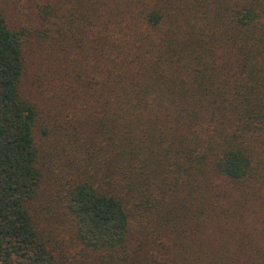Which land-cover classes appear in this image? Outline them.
<instances>
[{
    "label": "trees",
    "instance_id": "obj_1",
    "mask_svg": "<svg viewBox=\"0 0 264 264\" xmlns=\"http://www.w3.org/2000/svg\"><path fill=\"white\" fill-rule=\"evenodd\" d=\"M34 1L0 11V264H264V0Z\"/></svg>",
    "mask_w": 264,
    "mask_h": 264
},
{
    "label": "rangeland",
    "instance_id": "obj_2",
    "mask_svg": "<svg viewBox=\"0 0 264 264\" xmlns=\"http://www.w3.org/2000/svg\"><path fill=\"white\" fill-rule=\"evenodd\" d=\"M35 1L34 0H0V11L5 17L8 26L11 29H19L21 27L28 28L33 25ZM36 74V67L28 60L25 75L21 82V94L31 100L40 112L39 127L42 130L46 127L47 121V95L40 93L32 86V78ZM39 133V132H38ZM37 140L40 145H43L44 140L38 134ZM46 188V189H45ZM264 192V191H263ZM32 211L37 214L38 220L43 225L51 224L52 227H57L59 230L63 228L60 218V207L55 193L50 191L46 184H43L42 190L39 192L37 198L31 203ZM66 226V224H64ZM62 232V230H61ZM64 232L59 233V237L63 238ZM67 249L64 250V253ZM70 257L72 254L67 253Z\"/></svg>",
    "mask_w": 264,
    "mask_h": 264
}]
</instances>
